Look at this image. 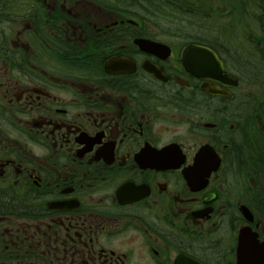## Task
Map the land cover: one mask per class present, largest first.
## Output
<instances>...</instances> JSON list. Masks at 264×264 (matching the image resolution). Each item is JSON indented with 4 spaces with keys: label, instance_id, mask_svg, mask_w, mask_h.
<instances>
[{
    "label": "flooded vegetation",
    "instance_id": "flooded-vegetation-1",
    "mask_svg": "<svg viewBox=\"0 0 264 264\" xmlns=\"http://www.w3.org/2000/svg\"><path fill=\"white\" fill-rule=\"evenodd\" d=\"M0 264H264V0H0Z\"/></svg>",
    "mask_w": 264,
    "mask_h": 264
},
{
    "label": "water",
    "instance_id": "water-1",
    "mask_svg": "<svg viewBox=\"0 0 264 264\" xmlns=\"http://www.w3.org/2000/svg\"><path fill=\"white\" fill-rule=\"evenodd\" d=\"M211 77L215 76V73H210Z\"/></svg>",
    "mask_w": 264,
    "mask_h": 264
}]
</instances>
